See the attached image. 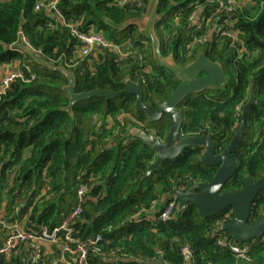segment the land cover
Masks as SVG:
<instances>
[{
  "label": "trees",
  "instance_id": "16d2710c",
  "mask_svg": "<svg viewBox=\"0 0 264 264\" xmlns=\"http://www.w3.org/2000/svg\"><path fill=\"white\" fill-rule=\"evenodd\" d=\"M39 1L46 0H0V66L20 59L22 68L29 64L34 74L30 80H14L0 96L2 220L9 223L26 216L25 226L30 229L39 224L58 225L77 206L76 189L84 183L88 190L74 227L83 238L100 236L89 246L88 264H153L159 257L166 264H183L180 250L184 245L192 250L191 264H264V235L247 243L249 261L216 244V235L222 234L219 223L231 216V209L203 217L192 203L177 211L176 200L169 219L157 218L165 207V202L158 203L163 193L173 186L187 190L210 180L216 171V166L199 161L200 148L187 147L142 179L155 152L128 130L140 127L163 139L171 124L168 118L148 121L144 113L135 111L131 94L115 99L93 97L76 103L72 114L64 110L68 98L62 88L67 78L50 66H63L72 73L76 92L93 88L119 91L129 77L142 86L144 101L152 106L168 96L178 79L148 59L147 54L152 58L150 40L127 24L146 12L150 0H140V6L120 5L114 0H58L56 7L64 20L81 31L102 33L126 53L122 57L116 50L100 49L85 59H74L77 39L54 12L45 7L36 9ZM251 1L246 6L238 0L234 9L233 28L242 44L230 47L214 36L191 50L186 45L203 30L191 26L189 14L199 4L209 15L216 2L158 3V13L163 16L155 30L163 55L172 53L178 64L185 65L188 58L198 56L201 45H207L202 52L210 60L220 63L224 53H229L226 86L188 95L180 104L182 134L212 132L216 152L222 151L238 128L242 106L254 85L256 102L248 110L246 131L235 151L237 168L223 191L239 190L245 174L254 180L264 174V0ZM171 13L173 17L165 20ZM20 30L35 49H41L40 61L10 48ZM153 201L158 212H152V223L144 218L139 222L129 219L138 212L146 216ZM262 213L264 190L252 203L250 220ZM6 236L7 229L0 224V248ZM27 255V250L20 248L3 264H33ZM45 264L52 263L46 259Z\"/></svg>",
  "mask_w": 264,
  "mask_h": 264
},
{
  "label": "water",
  "instance_id": "95a60500",
  "mask_svg": "<svg viewBox=\"0 0 264 264\" xmlns=\"http://www.w3.org/2000/svg\"><path fill=\"white\" fill-rule=\"evenodd\" d=\"M158 3L159 0H152L144 14L130 19L127 24L137 27L140 34L150 40L151 53L155 62L170 71L178 79L168 96L157 100L153 108L144 101L142 86L129 77L124 79V87L119 91L93 88L76 92L74 75L63 66H50L62 72L67 78V83L62 88L68 98V104L64 110L72 114V108L76 103L93 97L115 99L124 94H131L135 97V111L144 113L148 121L156 122L162 117L168 118L171 124L163 139L140 127L132 126L128 130L130 135L140 139L155 152L154 159L146 167L142 179L157 169L162 161L176 158L183 149L187 147L200 148L199 161L204 166H216L212 178L197 182L187 190L173 186L171 190L162 194L160 204L174 197L178 201L177 211H182L188 204L192 203L198 214L203 217H213L231 209V216L220 223L219 229L226 239L237 243H248L264 235V213L258 218L250 220L252 203L259 192L264 190V174L255 180L249 174H245L243 186L239 190L223 191L222 188L237 168L235 151L240 147L246 131L248 110L256 102L254 85L251 84L247 101L242 106L238 128L222 151L216 152L212 132L202 135L182 134L183 113L180 104L183 100L188 95L200 93L206 89L224 88L226 77L221 63L210 60L204 52H200L194 60L185 65L178 64L172 53L162 54L160 39L155 30L156 23L163 16L158 13ZM4 259V253H1L0 264H3ZM153 264L166 263L159 257L153 261Z\"/></svg>",
  "mask_w": 264,
  "mask_h": 264
},
{
  "label": "built area",
  "instance_id": "2783aa9c",
  "mask_svg": "<svg viewBox=\"0 0 264 264\" xmlns=\"http://www.w3.org/2000/svg\"><path fill=\"white\" fill-rule=\"evenodd\" d=\"M58 0L39 1L35 8L45 7L54 12L62 23L69 29L70 34L78 41L76 47V55L74 59H85L95 56L100 49L116 50L120 56H125L126 53L113 42L104 38L102 33L89 30L87 32L78 29L77 25L64 20L60 12L57 10ZM215 1L216 7L212 9L211 14L205 15V8L203 5H194L191 13L188 16L191 26L195 29H202L203 33L200 36H194L191 42L186 45V48L191 50L197 44H203L212 37H216V41H226L230 47H235L236 44H242L238 36L237 30L233 28V14L234 9L238 4V0H209ZM116 4H135L141 5L140 0H114ZM11 49L24 53L25 50L31 51L35 56L41 60V49H35L24 33L20 30L17 39L10 46ZM73 60V59H72ZM27 73V75L25 74ZM34 77L29 64H24L23 68H13L4 73L0 77V96L5 93L10 84L16 80H30ZM236 110H240L236 107ZM46 187L45 190H47ZM88 187L86 184H80L76 189V197L78 200L75 206L59 223L53 227L47 224H39L36 229H30L25 226L26 216L20 220H14L6 223L1 218L0 224L6 227L7 236L4 245L0 248V254L4 253L5 259L8 258L12 252L20 248L27 250V257L33 264H45V260L49 259L52 264H88L87 255L90 245L96 244L100 236L97 234L92 237L83 238L79 236V231L74 227L78 216L81 214V203L86 198ZM156 201H153L148 212L155 209ZM176 206V198L172 197L165 201V207L161 209L157 215L160 221H165L173 215ZM158 212V209L155 210ZM228 214H226L227 217ZM145 219L152 223L154 219L149 213L142 217L141 212L133 214L129 219L131 221L139 222ZM226 218L223 220L225 221ZM221 221V222H223ZM220 222V223H221ZM219 223V225H220ZM219 229V227H218ZM220 230V229H219ZM216 244L223 249L229 250L236 257H240L249 261V245L247 243H237L230 239H226L224 234L216 235ZM183 264H191L192 250L188 245H184L180 250Z\"/></svg>",
  "mask_w": 264,
  "mask_h": 264
},
{
  "label": "crops",
  "instance_id": "0c3cea01",
  "mask_svg": "<svg viewBox=\"0 0 264 264\" xmlns=\"http://www.w3.org/2000/svg\"><path fill=\"white\" fill-rule=\"evenodd\" d=\"M247 1V0H246ZM25 52L26 53H29V54H31L32 56V58H30V60H33L34 62H36V61H39V58L37 57V56H35L31 51H28V50H25ZM24 52V53H25ZM29 59H27V61H28ZM21 66V60L20 59H14V60H12V61H10V62H8V63H4V64H2L1 66H0V77L4 74V73H6V72H8V71H10L11 69H13V68H19ZM158 203H160V202H158ZM156 208H157V203H156V205H155V209L154 210H156ZM153 212V211H152ZM152 212H148L149 213V215L150 216H152ZM155 212V211H154ZM0 213H1V215H3L4 213H5V202L3 201L2 202V204H1V208H0Z\"/></svg>",
  "mask_w": 264,
  "mask_h": 264
},
{
  "label": "rangeland",
  "instance_id": "374dc122",
  "mask_svg": "<svg viewBox=\"0 0 264 264\" xmlns=\"http://www.w3.org/2000/svg\"><path fill=\"white\" fill-rule=\"evenodd\" d=\"M242 2L246 5V6H249L248 5V3L250 2H252L251 0H242ZM150 3H151V0H150ZM249 3V4H250ZM173 17V15H172V13L171 14H169V15H167V17H166V19L165 20H168V19H171ZM133 36H134V38H139V35L137 34V32L134 30L133 31ZM207 49V45H201L199 48H198V50L197 51H199V53L200 52H202V51H204V50H206ZM228 55H229V53H224V55H223V57H222V59L223 60H221V63H222V67H223V70L224 71H228V68H227V65H226V58L228 57ZM147 57H148V59L151 61V62H154L155 60H154V58H153V56H152V58H150V56H149V54H147ZM193 58H188L187 60H186V63H189L191 60H192ZM135 80L136 81H139V79H137V78H135ZM88 122L86 121L85 122V125H86V127L88 126V124H87Z\"/></svg>",
  "mask_w": 264,
  "mask_h": 264
},
{
  "label": "flooded vegetation",
  "instance_id": "af4514ba",
  "mask_svg": "<svg viewBox=\"0 0 264 264\" xmlns=\"http://www.w3.org/2000/svg\"><path fill=\"white\" fill-rule=\"evenodd\" d=\"M146 103H148V102H146ZM148 104H150L151 106H152V104L151 103H148ZM153 108L155 107V105L154 106H152ZM138 124L140 125V126H142V123H140V122H138ZM144 125V124H143ZM155 135V134H154ZM194 186V185H193ZM226 214H228L229 215V213H226ZM227 215V216H228Z\"/></svg>",
  "mask_w": 264,
  "mask_h": 264
}]
</instances>
